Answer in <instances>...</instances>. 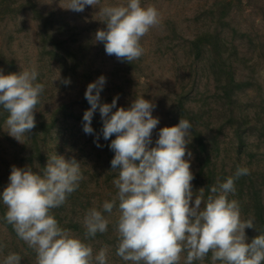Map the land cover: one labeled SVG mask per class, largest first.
<instances>
[{
	"label": "clouds",
	"instance_id": "1",
	"mask_svg": "<svg viewBox=\"0 0 264 264\" xmlns=\"http://www.w3.org/2000/svg\"><path fill=\"white\" fill-rule=\"evenodd\" d=\"M86 6H99L97 15L106 30H97L94 39L104 43L107 55L120 61L138 60L144 52L141 39L160 23L157 8L142 6L141 0L115 5L69 0L62 8L83 12ZM37 77L35 68L9 75L0 70V108L8 113L4 124L8 134L20 142L36 127L34 114L45 91ZM61 83L67 85L70 79ZM105 83L101 76L87 86L85 99L91 107L83 115V130L94 132L92 119L99 109L103 138L116 137L109 147L115 153L111 166L117 170L112 181L117 191L100 208L86 210L82 218L85 237L107 233L109 220L104 213L111 214L115 208L119 213L114 225L116 255L130 264H180L184 254V264L204 261L209 255L211 264H264V233L248 243L245 230L255 228L254 219H242L240 203L229 199L236 192L235 181L249 175V169L238 167L225 182L218 180L194 194L192 153L187 151L191 123L181 118L178 125L162 128L156 146L150 147L153 130L160 123L152 115L155 105L137 96L129 109L120 107L113 112L119 97L111 104H100ZM84 179L75 159L67 160L56 152L48 154L42 172L29 166L12 167L10 183L0 194L6 206L3 219L35 252L36 264H108L107 246L94 256L93 248L61 228L52 214ZM4 247L0 244V250ZM20 262L18 253H9L3 260V264Z\"/></svg>",
	"mask_w": 264,
	"mask_h": 264
},
{
	"label": "rangeland",
	"instance_id": "2",
	"mask_svg": "<svg viewBox=\"0 0 264 264\" xmlns=\"http://www.w3.org/2000/svg\"><path fill=\"white\" fill-rule=\"evenodd\" d=\"M216 1L141 0L142 6L153 5L160 14V23L141 39L144 52L136 60L144 67L146 73L153 75L147 86L148 92L142 88L146 86L137 76L135 80H130L131 82L128 81L126 84L125 75L130 79L131 73L125 68V62L118 60L114 55H107L104 43L95 41L97 30H106L102 18L97 15L99 6L97 8L86 6L83 12L62 8L67 7L69 0H37V2L44 12H54L64 19L65 34L70 43L73 35L75 46L88 44L87 56L79 62L76 70L71 67V57L64 52H51L48 49L42 51L40 25L29 12H20L0 19V70L4 75H9L35 68L38 72L36 82L45 85L41 97L42 105L38 110L48 117L65 103L69 104V109L75 114L90 109L85 99L87 86L104 76L106 83L100 93L101 105L110 104L114 98L119 97L117 109L125 108V104L130 108L137 96L155 105L152 115L160 121L152 133L153 143L150 147H155L160 130L171 127L169 117L164 111L177 93L188 94L187 102L192 109H198L199 105H203L204 109L210 111L205 116L207 118L211 116L216 123H223L226 119L228 112L215 93V82L200 72V65L191 63V59L184 56L188 40L199 32L217 31L229 46L237 48L241 57L250 60L247 66L252 68L246 69L244 73L253 71L254 84L238 93L241 105L253 110L264 93V0H244L243 7L233 11L221 23H218L210 13ZM115 4H126V0H101V5ZM177 52L180 55L178 61L174 57V53ZM59 72L60 80H58ZM89 74L91 77L88 76ZM71 76L74 81H71ZM238 77L245 79L241 75ZM195 78L197 79L194 80ZM63 79H70V83L67 85L61 83ZM83 126V123L73 126L65 122L63 133L60 134L55 130L50 144L56 153L67 160L75 159L81 165L82 174L89 188L83 193L91 199L89 208L93 206L100 208L105 200L111 201L110 197L115 195L116 188L114 193L112 189L110 194L108 189L105 192L106 183H112L115 178L110 177L112 170L108 168L106 159L97 158V148L91 151L95 136L94 133L86 134ZM225 131L231 133L230 130ZM25 138L20 142L8 134L5 124L0 128V184L3 190L10 183L12 167L23 166L22 160L27 154L22 151ZM190 164L191 172L198 168V162L194 157L190 158ZM192 190L194 193L195 189ZM94 191L97 194L92 197L90 192ZM84 200L85 205L86 199ZM86 210L81 209L83 213ZM104 215L109 220V224H113L116 223L119 213L114 208L111 214L104 213ZM111 229L113 232L109 236L106 238L100 236L99 239L87 238L81 232L71 234L89 244L93 248L94 256L101 248L107 246L108 264H130L116 255L118 240L114 225ZM10 239V234L0 222V244L5 245L0 250V264H3L4 258L9 253H13ZM185 257L186 254L182 255L180 264H184ZM28 259L31 263L21 260L20 264H36L34 260L36 257L31 259L28 256ZM194 264H211L210 255L204 261H195Z\"/></svg>",
	"mask_w": 264,
	"mask_h": 264
},
{
	"label": "trees",
	"instance_id": "3",
	"mask_svg": "<svg viewBox=\"0 0 264 264\" xmlns=\"http://www.w3.org/2000/svg\"><path fill=\"white\" fill-rule=\"evenodd\" d=\"M243 4L244 0H217L210 13L218 23H221L233 11L241 9ZM20 12L31 13L40 25L42 51L48 49L51 52H64L71 57V67L75 71L79 62L87 56L88 44L75 46L73 35H71L70 43L65 34L66 22L64 19L54 12H44L37 0H0V19ZM50 47L51 49H49ZM184 56L191 59V63L200 65V72L215 82V93L228 112L226 119L223 123L218 124L212 120L211 116L208 118L205 116L210 111L204 109L203 105H199L198 109L190 108L187 102L189 96L185 92L176 94L166 107L164 114L169 117L171 127L178 125L181 118L189 121L193 127L190 129L191 136L188 138L187 151L191 152L192 157L198 162V168L192 172L194 193H197L201 188L208 190L218 180L225 182L228 177L235 175L238 167L249 169V175L241 176L235 181L236 192L234 195H230L229 199H235L240 203L242 219H254L255 228L245 230L247 242L250 243L253 238L264 233V93L260 97L259 104L255 105L253 110L240 104L238 93L254 84L252 81L253 71L244 73L252 66H247L250 60L241 57L237 48L229 46L217 31H202L194 38L189 39ZM174 57L178 61L180 58L178 52L174 53ZM124 62L128 73H131L130 79L125 75L126 84L130 80H135L137 76L143 80L146 88L141 86L148 92L147 86L152 80V73H146L144 67L136 61L133 63ZM239 75L245 79H239ZM88 76L91 77L90 74ZM71 81H74L72 76ZM41 105L42 101L34 114L36 127L28 134L29 138H25V145L22 149L27 153L22 160V168L29 166L37 173L42 172V169L46 167L48 154L55 152L50 144L54 131L63 133L65 122L71 123L73 126H77L79 123L84 125L83 115L85 113L84 111L75 114L69 109V104L65 103L55 109L51 117H48L38 110ZM127 105H124L126 106L125 110L129 109ZM88 106L91 107L89 103ZM117 110L116 105L113 112ZM7 116L8 113L0 108V128ZM66 126L68 127V125ZM91 126L95 136L91 151H94L95 147L97 148V158L104 157L106 159L108 168L112 170L110 177L116 178L117 170L111 166L115 153L109 147L111 141L116 137L113 135L108 140L103 138V121L99 109L93 115ZM225 130H230L231 133L229 134ZM97 136H99L98 140ZM97 143L101 146L97 147ZM185 159H189L187 154ZM87 184L85 179L82 180L79 189L68 198L66 204L52 210L59 226L69 230L70 233L85 234V229L82 226V218L85 213L81 209H89L90 206L91 199L83 194L84 190L89 189ZM114 188L113 183H106L105 192L108 189V194H110L112 189L114 193ZM3 191L0 184V194ZM90 194L94 197L97 193L94 191ZM110 198L112 199V197ZM84 199H86L85 205ZM5 213L6 206L0 201V222L10 234V246L13 248V253H18L22 262L31 263L28 256L31 259L35 258V252L19 239L12 226L6 223L3 219ZM113 225L115 223L109 224L110 229L108 227L107 233H98L92 239H99L100 236L106 238L113 232L111 229Z\"/></svg>",
	"mask_w": 264,
	"mask_h": 264
}]
</instances>
